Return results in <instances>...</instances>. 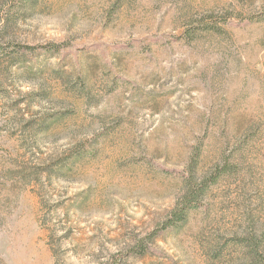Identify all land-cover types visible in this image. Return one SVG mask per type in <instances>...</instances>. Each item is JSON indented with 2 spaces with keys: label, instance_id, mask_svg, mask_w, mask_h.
<instances>
[{
  "label": "rangeland",
  "instance_id": "obj_1",
  "mask_svg": "<svg viewBox=\"0 0 264 264\" xmlns=\"http://www.w3.org/2000/svg\"><path fill=\"white\" fill-rule=\"evenodd\" d=\"M263 13L0 0V264H264ZM194 149L232 167L162 229Z\"/></svg>",
  "mask_w": 264,
  "mask_h": 264
},
{
  "label": "trees",
  "instance_id": "obj_2",
  "mask_svg": "<svg viewBox=\"0 0 264 264\" xmlns=\"http://www.w3.org/2000/svg\"><path fill=\"white\" fill-rule=\"evenodd\" d=\"M261 19L264 20V13L260 14L258 17H248L247 22L255 23ZM42 48L45 52L58 54L61 47L59 45L52 44ZM199 157L200 150L194 149V151L190 154L185 173L183 174L185 192L181 198L176 201L162 229L173 228L179 223L184 222L188 212L195 209L200 203L199 198L202 197L209 188L216 185V183H218L219 180L223 178L224 174L232 167L228 160H222L220 163L214 165L208 172H203L199 170ZM109 264H120V259H116Z\"/></svg>",
  "mask_w": 264,
  "mask_h": 264
}]
</instances>
